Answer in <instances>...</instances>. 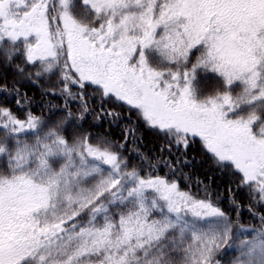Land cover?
I'll return each mask as SVG.
<instances>
[{
	"label": "snow or ice",
	"instance_id": "1",
	"mask_svg": "<svg viewBox=\"0 0 264 264\" xmlns=\"http://www.w3.org/2000/svg\"><path fill=\"white\" fill-rule=\"evenodd\" d=\"M81 4L78 18L73 0H0V49L37 69L30 80L58 74L66 97L55 121L27 110L19 89L23 119L0 107V264H220L226 247L239 253L233 264H264V215L259 228L238 225L252 238L235 245L233 220L209 195L142 174L124 143L65 127L89 99L109 117L119 113L105 102L126 105L163 139L161 152L198 139L264 207V0ZM198 71L223 90L205 94ZM134 133L125 129V143Z\"/></svg>",
	"mask_w": 264,
	"mask_h": 264
},
{
	"label": "trees",
	"instance_id": "2",
	"mask_svg": "<svg viewBox=\"0 0 264 264\" xmlns=\"http://www.w3.org/2000/svg\"><path fill=\"white\" fill-rule=\"evenodd\" d=\"M73 3L75 7L72 11L78 18L88 15L81 0H73ZM8 48L9 45L5 44L0 49V107L10 108L23 119L25 113L15 102L17 99L16 89H19L22 94L19 99L24 102V94H26L27 103H24V107L33 114L42 117L45 121L64 118L66 97L61 91L63 85L59 75L45 76L40 80H36L33 75L30 80L29 74L34 73L37 69L24 65L21 57L14 56L9 61L5 54ZM198 54L194 52L192 63L195 62V57ZM17 65L25 67L23 75L17 71ZM196 86L205 94L223 90L219 79L214 74L202 71L197 73ZM73 91L76 89L73 88ZM239 91L238 87L234 88L233 95L235 96ZM88 102L91 106L90 112L85 115L82 121L68 120L65 125L66 135L80 130L92 135L107 136L116 143H124L123 155L128 158L131 166L136 167L142 174L152 173L175 179L179 182L182 190L189 191L200 199L209 195L212 201L233 220L235 245H239L243 239L252 238L248 233L241 234L238 225H243L245 229L259 228V216L264 215V207L253 199V195L247 189L238 188L237 176L233 174V171L219 167L211 155L203 149L198 139L195 144L189 146L186 153L183 149L175 148L171 153L167 150L161 152L160 148L164 144L163 139L154 130L146 127L138 119L135 111L130 112L126 105L105 102L103 107L106 110L119 113L118 117H109L101 115L97 111L102 106L100 101L89 99ZM68 103L75 118L81 111L78 106L79 102L69 100ZM260 114L264 116V113ZM98 116L99 119H97ZM125 129H135V133L129 137L126 143L124 140ZM185 158L188 160V164L183 162ZM164 161H171L174 170ZM149 164L154 165V168L149 167ZM238 254L235 247H226L217 254L216 259L220 261V264H233Z\"/></svg>",
	"mask_w": 264,
	"mask_h": 264
}]
</instances>
